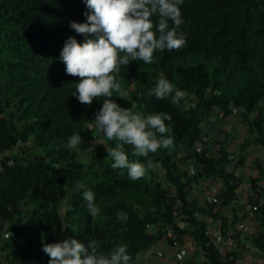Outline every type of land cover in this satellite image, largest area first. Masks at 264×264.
<instances>
[{"label": "trees", "instance_id": "obj_1", "mask_svg": "<svg viewBox=\"0 0 264 264\" xmlns=\"http://www.w3.org/2000/svg\"><path fill=\"white\" fill-rule=\"evenodd\" d=\"M86 11L83 0H0V264H48L42 244L68 237L94 241L104 254L126 244L135 257L162 240L173 245L170 230L181 245L198 244L207 264H237L241 252L223 259L212 231L218 223L227 236L239 216L229 222L192 194L195 185L218 177L227 187L223 208H230L239 201L237 173L247 164L245 153L264 149V0H184L178 31L186 45L154 53V64L138 60L121 67L122 88L133 102L115 93L110 99L145 116H171L165 121L171 131L158 136L173 137V146L150 153L153 167L136 181L111 167L106 150L83 160V150L100 140L87 122L106 98L84 105L71 96L80 78L66 74L59 57L68 37L83 40L69 23L86 22ZM161 76L187 93L178 105L171 97L148 96ZM229 119L243 121L250 138L238 156L225 145L213 154L207 123ZM73 133H80L83 152L59 147ZM130 148L129 159L147 166L149 158L131 155ZM253 171L257 197L250 202L257 206L264 200V161ZM78 182L95 192L98 216L88 214ZM121 211L127 221L118 219ZM255 213L264 216V207ZM263 241L255 244L264 252Z\"/></svg>", "mask_w": 264, "mask_h": 264}, {"label": "clouds", "instance_id": "obj_2", "mask_svg": "<svg viewBox=\"0 0 264 264\" xmlns=\"http://www.w3.org/2000/svg\"><path fill=\"white\" fill-rule=\"evenodd\" d=\"M83 2L87 8L84 13L86 22L69 23V27L82 35L83 40L78 42L75 36L68 37L59 59L65 65L66 74L80 78L71 96L84 105H91L94 98H106L100 110L94 114V121H88L86 127L91 131L95 128L102 137L99 144L106 146L107 157L113 161L111 167L126 170L127 177L136 181L153 167L150 153L173 146V137L158 136L171 131V126L165 123L171 120V116L167 113L145 116L133 111L132 107H122L110 98L115 93L133 102L128 91L122 88V78L118 76L122 66L138 60L154 64V53L180 49L186 45L183 32L178 31L184 23L181 12L184 0ZM153 17L157 19L153 20ZM153 95L158 100L171 97L172 103L178 105L187 93L161 76L148 92L149 97ZM107 141H115V147H109ZM83 143L80 133H73L59 147L83 152L85 150L82 151L80 147ZM126 146H131V155L149 158L147 166L130 160ZM76 188L82 190L88 214L98 216L100 208L95 192L83 182H78ZM117 217L122 222L128 219L123 211L118 212ZM42 251L50 258L48 264H144L142 254L137 253L133 257L126 244H117L104 254L97 252L94 241L86 245L75 237L57 243H43Z\"/></svg>", "mask_w": 264, "mask_h": 264}, {"label": "crops", "instance_id": "obj_3", "mask_svg": "<svg viewBox=\"0 0 264 264\" xmlns=\"http://www.w3.org/2000/svg\"><path fill=\"white\" fill-rule=\"evenodd\" d=\"M208 128L215 144L222 141L230 156L240 155L244 151L245 141L250 138L248 129L240 119L223 120L220 123H218V120H210L207 123ZM245 156L247 164L245 168L240 169L237 173L238 184L240 185L239 201L235 202L230 208L223 209L221 216L229 222H233L236 215L239 216L249 235V238L244 240L248 249L241 252L237 264H264V252L255 244L259 237L264 239V216L248 210V207L252 205L250 199L257 197L254 196L252 190V178L258 176L253 171V166L255 163L264 161V149L261 147L250 148ZM217 190L218 186L216 184L212 182L205 183L201 191L195 195L196 202L201 205H204L206 201L212 202ZM215 229H220L218 223H214L213 231ZM157 232L158 229L154 230V233ZM141 254L144 264H207L202 248L191 240H187L185 244H180L179 247H175L168 240H162L152 249Z\"/></svg>", "mask_w": 264, "mask_h": 264}, {"label": "built area", "instance_id": "obj_4", "mask_svg": "<svg viewBox=\"0 0 264 264\" xmlns=\"http://www.w3.org/2000/svg\"><path fill=\"white\" fill-rule=\"evenodd\" d=\"M222 149H223L222 143L214 144L211 147V152L214 153L215 151V154L219 155L222 152ZM232 170H233L232 167H230L228 169V173H231ZM211 182L218 186V190L214 194L211 204L214 206L215 213H221L224 209L223 206H224L225 201L223 197H224V193L227 190V187L218 177H215L214 179H212ZM205 183L207 184L208 182L205 181V182H202L200 185H195L193 187L192 200L196 201L195 195L196 193L201 191ZM262 207H264V200H262L257 206L251 205L250 207H248V210L250 212L255 213V212H258ZM168 233H169L170 238L173 241V245L175 247H179L180 241H179L178 236L171 230L168 231ZM238 236H239V240L235 238ZM247 238H249V235L247 233L245 224L242 221L237 226L230 227L228 230L227 236L223 235V232L221 231V229H215L214 231H212V242L214 246L217 248L220 256L223 259H227V257L229 256L231 252H242L243 250H247L248 246L247 244L244 243V240H246Z\"/></svg>", "mask_w": 264, "mask_h": 264}, {"label": "rangeland", "instance_id": "obj_5", "mask_svg": "<svg viewBox=\"0 0 264 264\" xmlns=\"http://www.w3.org/2000/svg\"><path fill=\"white\" fill-rule=\"evenodd\" d=\"M200 62H202V61H193V60H189L188 61V64H199ZM102 135V134H101ZM101 139H102V137L100 136V140H98L97 142H91L88 146H87V148L85 149V151L83 152V160L85 161V162H88L90 159H91V153H92V151L93 150H89V148H93L94 150L95 149H103V150H106V146L105 145H103V144H99V142L101 141ZM231 140H233V139H231ZM222 143V141H220L218 144H221ZM213 154H215V151H214V153Z\"/></svg>", "mask_w": 264, "mask_h": 264}]
</instances>
